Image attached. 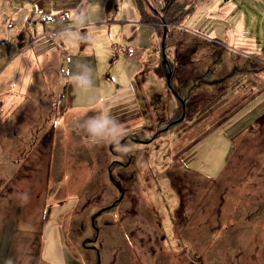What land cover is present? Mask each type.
<instances>
[{
  "label": "rangeland",
  "instance_id": "obj_1",
  "mask_svg": "<svg viewBox=\"0 0 264 264\" xmlns=\"http://www.w3.org/2000/svg\"><path fill=\"white\" fill-rule=\"evenodd\" d=\"M91 1L85 23L107 22ZM151 2L159 33L133 57L138 0L63 37L37 12L71 19L81 0H0V264H264V0ZM180 100L182 123L124 142L179 119ZM102 111L129 157L79 127Z\"/></svg>",
  "mask_w": 264,
  "mask_h": 264
},
{
  "label": "crops",
  "instance_id": "obj_2",
  "mask_svg": "<svg viewBox=\"0 0 264 264\" xmlns=\"http://www.w3.org/2000/svg\"><path fill=\"white\" fill-rule=\"evenodd\" d=\"M124 1L126 0H121V2L120 0H104V3L100 9L102 10L103 13L105 12L106 17H108V21L90 26V24L88 23L86 24L85 22L82 24L79 23L78 17L81 14H84V15L89 14L88 13L89 9L95 10V7L91 6L94 3H92L91 1V2H87L85 6H82L83 0H81V3L78 4V12L71 14L70 21L66 23L59 22L61 23V29L60 31H58L59 35L63 37L65 34H75L77 33V31L82 33V32H86L87 30H92L91 27H95V26H99L103 24H106L107 26H110L109 28H111L114 24H118L116 20L119 18V16H121L120 7H121V3L122 2L124 3ZM138 2L140 3V6L138 5L139 9H137V7L134 9L135 11H134V14L132 15L134 19H131L130 20L131 22H128L126 26L124 27L128 31L134 32L133 36H136V40H133L134 42H136L135 44H132L129 42L125 44V45H129V44L131 45L127 47V50L131 49L134 51L133 57L136 56L137 51L144 49V45L148 43L149 39H152V37H149V33L154 31V28H156L159 33L158 24L160 21V17H159V13L157 9L153 7V3L151 2V0H138ZM211 11H212V8H211ZM213 11L217 13L219 10L215 9ZM158 17H159V21H158ZM112 19H115V20L112 21ZM166 20L163 19L162 21L167 24L168 19ZM169 21L171 22V20ZM71 24H74L76 26L75 29L77 30L75 29L71 30V28L69 27V25ZM142 25H146L148 27H144ZM142 29H146L149 31L140 32V35H139V31ZM68 47L74 52L75 55L79 56L80 53L78 49L75 47V45H68ZM156 72L158 73V71Z\"/></svg>",
  "mask_w": 264,
  "mask_h": 264
},
{
  "label": "clouds",
  "instance_id": "obj_3",
  "mask_svg": "<svg viewBox=\"0 0 264 264\" xmlns=\"http://www.w3.org/2000/svg\"><path fill=\"white\" fill-rule=\"evenodd\" d=\"M87 17L81 14L78 17L79 23H84ZM86 39V37H81ZM68 78L73 85L82 92H89L95 88L94 69L85 62H76V71L69 72ZM79 127L87 134L88 139L94 145H103L106 143L114 144L117 150H125L126 148L120 144V138L123 134L122 126L107 111H102L96 116L89 117L79 124ZM24 202L29 200L27 194L22 197ZM6 264H12L11 260Z\"/></svg>",
  "mask_w": 264,
  "mask_h": 264
},
{
  "label": "water",
  "instance_id": "obj_4",
  "mask_svg": "<svg viewBox=\"0 0 264 264\" xmlns=\"http://www.w3.org/2000/svg\"><path fill=\"white\" fill-rule=\"evenodd\" d=\"M167 26V25H166ZM165 26V27H166ZM165 34H164V41L166 40V38H167V27L165 28V32H164ZM164 45H165V42L163 43V48H162V51H163V54H165V47H164ZM171 74H167V83H171ZM169 85V89H170V91L172 92V93H174V95L178 98V95H177V93L173 90V87L170 85V84H168ZM181 101V100H180ZM182 102V107H183V110H184V113L182 114V116L179 118V119H175V120H173V121H171V122H169L168 123V125L164 128V129H162V130H160L152 139H150V140H140V139H135V138H133L132 136L131 137H128V138H126L125 140H124V142H126L128 139H130V140H132V141H134V142H136V143H138V144H142V145H148V144H150L151 142H153L154 140H156L162 133H164V132H167V131H169V130H171L172 128H174L175 126H177V125H179L180 123H182L183 121H184V119H185V104H184V102L183 101H181ZM123 142V143H124ZM123 143L121 144V145H123Z\"/></svg>",
  "mask_w": 264,
  "mask_h": 264
},
{
  "label": "built area",
  "instance_id": "obj_5",
  "mask_svg": "<svg viewBox=\"0 0 264 264\" xmlns=\"http://www.w3.org/2000/svg\"><path fill=\"white\" fill-rule=\"evenodd\" d=\"M38 15L40 17V22L43 25L47 24H52V23H57V22H69L70 21V16L68 14L61 15L59 18H54L49 15H46L43 10H38ZM128 54H132L134 51L129 49L127 50Z\"/></svg>",
  "mask_w": 264,
  "mask_h": 264
},
{
  "label": "flooded vegetation",
  "instance_id": "obj_6",
  "mask_svg": "<svg viewBox=\"0 0 264 264\" xmlns=\"http://www.w3.org/2000/svg\"><path fill=\"white\" fill-rule=\"evenodd\" d=\"M165 69H167V68H165ZM167 70H170L169 72V74H171V77H173V71H172V68H168ZM172 79V78H171ZM167 81V80H166ZM118 156L117 157H119V158H126V157H129V155H128V153L127 152H125V151H122V150H119L117 153H116ZM119 163V162H118ZM120 165V164H119ZM124 165V164H123ZM128 165H130V164H127V165H124V167L125 168H127L128 167ZM120 166H122V165H120ZM111 172V171H110ZM111 175V180L110 181H112V182H114L115 184H117V182L114 180V178H113V175H112V173L110 174ZM120 190H121V188H119ZM122 192V195L124 194V192H123V190H121ZM96 231H97V234H98V229H96ZM97 242V240H94L93 242H91V241H88V243H90V244H93V243H96ZM85 246V245H84ZM90 248H92V247H90ZM93 249V248H92Z\"/></svg>",
  "mask_w": 264,
  "mask_h": 264
},
{
  "label": "trees",
  "instance_id": "obj_7",
  "mask_svg": "<svg viewBox=\"0 0 264 264\" xmlns=\"http://www.w3.org/2000/svg\"><path fill=\"white\" fill-rule=\"evenodd\" d=\"M45 13V12H44ZM37 15H38V12H37ZM47 15V14H46ZM39 16V15H38ZM40 18V17H39ZM167 27H168V25H167Z\"/></svg>",
  "mask_w": 264,
  "mask_h": 264
}]
</instances>
